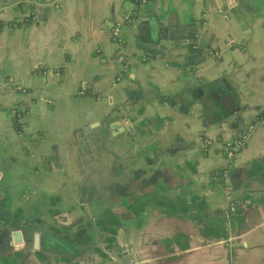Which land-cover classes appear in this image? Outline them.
Instances as JSON below:
<instances>
[{"label":"crops","instance_id":"obj_1","mask_svg":"<svg viewBox=\"0 0 264 264\" xmlns=\"http://www.w3.org/2000/svg\"><path fill=\"white\" fill-rule=\"evenodd\" d=\"M129 259L264 264V0H0V264Z\"/></svg>","mask_w":264,"mask_h":264},{"label":"built area","instance_id":"obj_2","mask_svg":"<svg viewBox=\"0 0 264 264\" xmlns=\"http://www.w3.org/2000/svg\"><path fill=\"white\" fill-rule=\"evenodd\" d=\"M136 1L140 3H144L147 0H136ZM217 11L222 16L226 17L227 14L224 11H222L220 8H217ZM202 15H204V13H202ZM119 24H120L119 22H116L114 26L111 28L112 37H115L118 34ZM17 115H18V111H17ZM253 126H254V123H248L244 125L242 131L239 134L218 141V148L224 160L223 166L218 168L215 172V176L219 179V182L220 181L223 182V180H225L228 177V173L233 165L235 156L237 152L244 146L247 140V137L249 133L251 132ZM213 142H214V139L210 137L203 138V144L206 146L212 145ZM126 264H148V263H145L139 259H129L126 262Z\"/></svg>","mask_w":264,"mask_h":264},{"label":"water","instance_id":"obj_3","mask_svg":"<svg viewBox=\"0 0 264 264\" xmlns=\"http://www.w3.org/2000/svg\"><path fill=\"white\" fill-rule=\"evenodd\" d=\"M220 102L221 104L224 106V107H228L230 109L233 108V105H232V100L229 96L227 95H221L220 97ZM12 237L13 239L16 241V240H21V232L19 229H15L12 231ZM34 239H35V242L37 243V239L39 237V232H35L34 235H33Z\"/></svg>","mask_w":264,"mask_h":264},{"label":"trees","instance_id":"obj_4","mask_svg":"<svg viewBox=\"0 0 264 264\" xmlns=\"http://www.w3.org/2000/svg\"><path fill=\"white\" fill-rule=\"evenodd\" d=\"M14 123H15V125L18 126V122L16 121V118L14 119ZM6 259H7V258H6ZM6 259H4V260L6 261Z\"/></svg>","mask_w":264,"mask_h":264}]
</instances>
